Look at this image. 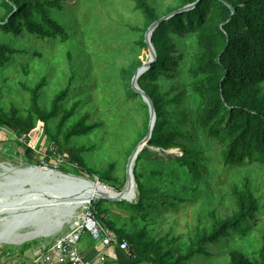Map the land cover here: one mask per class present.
<instances>
[{"label": "rangeland", "instance_id": "374dc122", "mask_svg": "<svg viewBox=\"0 0 264 264\" xmlns=\"http://www.w3.org/2000/svg\"><path fill=\"white\" fill-rule=\"evenodd\" d=\"M148 2L161 17L190 5L181 7L183 0ZM2 3L3 0H0V25H5L7 17ZM60 3L63 9L53 10L52 14L70 31L67 42L42 40L30 35L24 32L22 22L17 23L19 28L14 32L1 31L0 42L14 48L17 54L9 56L6 65L0 68V108L8 114L16 108L18 117L30 119L31 132L25 142L24 135L20 136L7 126H0V164L20 162L23 167L30 164L56 167L62 172L97 180L116 191H122L126 183L128 159L149 129V107L141 95L135 94L131 85L139 68L152 58L139 45L145 40L146 17L136 9L133 0H61ZM190 9L193 8L187 10ZM194 40L193 35L185 43L180 38L176 39L178 52L174 54V63L185 52V45H188L189 54L196 50ZM36 52L40 56L35 55ZM150 67L139 71L138 79ZM180 71V67H175L167 75L155 80L149 78L148 83L157 85L158 91L163 93L170 84L177 85L176 80L181 78ZM43 77L47 78V83L40 90L39 103L45 112L51 110L53 100L61 90H69L65 99L59 102L56 115L48 121L29 114L30 95L21 86L26 83L34 87ZM179 92L175 91L176 94ZM78 101H82V104L58 132L62 111L71 109ZM164 109L168 114L191 111L188 106L175 109L167 103ZM87 114H90L89 124L102 123L103 126L86 136L73 137L65 145L63 136L66 129ZM179 118L183 120L180 124L182 129L173 131L168 136L169 140L183 139L186 144H198L194 137L192 114ZM166 119L173 122L169 116ZM83 146L89 149L82 154L85 166L95 173H88L63 154L65 147L78 149ZM200 147L203 151L201 163L205 166L202 178H194L182 168L179 162L183 154L181 149L177 154L169 152L164 145L150 146L148 150L153 155L141 157L138 164L147 202L134 207L138 201L137 189L136 199L131 202L93 200L89 206L105 224L111 221L116 227H125L129 233L147 232L145 240L159 242L164 253L171 251L174 258L169 263H175L190 250L195 232L212 223V213L226 219L237 211L233 187L241 188L245 179H249L251 191L257 198L258 210L248 236L234 235L224 247H210V256L198 254L183 264H230V253L235 250L253 256L261 249L264 238V169L257 163L241 168L225 166L221 147L214 141L202 142ZM27 148L32 150V156L27 154ZM2 171L0 168V174ZM79 195L80 192H77L66 201H58L51 206L65 209L68 205L64 203H71ZM96 203L97 208L104 210L102 214H98ZM72 207V214L66 217L58 232L47 237H32L21 243H0V253L4 259L7 253L23 251L40 242H51L68 232L85 210V206L80 204ZM23 211L27 209L18 210ZM6 216L5 212L0 213V231L4 229L2 219ZM32 230L33 225L25 223L16 228L14 234Z\"/></svg>", "mask_w": 264, "mask_h": 264}, {"label": "trees", "instance_id": "16d2710c", "mask_svg": "<svg viewBox=\"0 0 264 264\" xmlns=\"http://www.w3.org/2000/svg\"><path fill=\"white\" fill-rule=\"evenodd\" d=\"M60 1L3 0L7 23L0 25V35L2 30H18L17 23L22 22L24 32L42 40L69 41L70 31L52 14L53 10L63 9ZM133 1L136 9L146 17V30L161 18L148 0ZM197 1L183 0L181 7ZM176 10L178 8L174 11ZM192 35L196 50L189 54L188 45H185V52L174 63V54L178 52L176 39L180 38L185 43L192 39ZM151 41L156 51V61L138 79L139 87L153 101L157 116L148 142L149 147L164 145L167 149H181L183 154L179 162L194 178H202V171L205 170L201 163L202 142L214 141L221 147V158L225 166L241 168L257 163L264 169V0H200L193 9L161 22L153 31ZM139 45L149 53L145 40ZM16 52L14 48L0 42V68ZM34 54L40 56L37 52ZM175 67L181 68V78L176 80V86L170 84L166 91L160 93L157 85L148 83L149 78L155 80L161 75H167ZM46 83L47 78L43 77L34 87L21 84L22 89L30 95L29 114L36 115L42 121H48L56 115L59 102L69 92L68 89L61 90L47 113L39 103L40 90ZM176 90L180 92L176 94ZM81 102H75L71 109L62 111L58 132L74 116ZM166 103L175 109L188 106L191 111L182 110L168 114L164 109ZM190 113L198 144H186L183 139L170 141L168 136L173 131L182 129L180 124L183 120L179 116ZM167 116L173 122L166 119ZM89 118L90 114H87L66 129L63 136L65 145L71 138L86 136L103 126L102 123L89 124ZM0 126H7L20 136L26 135L27 139L31 132L30 119L18 117L16 108L10 114L0 108ZM148 149L141 152L134 167V177L138 185V201L134 207L147 202V192L140 180L138 164L141 157L143 159L153 155ZM63 150V154L73 163H77L78 167L90 174L94 172L85 166L82 156L89 151L88 148L65 147ZM26 152L29 156L33 154L29 148ZM232 193L237 211L226 219L212 213V223L195 232L190 250L175 263H169L174 258L171 251L164 253L159 242L156 243L154 239L145 240L147 232L129 233L125 227H116L111 221L106 225L133 245L137 252V260L133 264H183L198 254L210 256V247H224L234 235L248 236L258 210L250 180L245 179L241 188L234 186ZM95 207L98 214H102L104 210L97 208V203ZM230 264H264V238L261 249L253 256L238 250L232 251Z\"/></svg>", "mask_w": 264, "mask_h": 264}, {"label": "water", "instance_id": "95a60500", "mask_svg": "<svg viewBox=\"0 0 264 264\" xmlns=\"http://www.w3.org/2000/svg\"><path fill=\"white\" fill-rule=\"evenodd\" d=\"M199 1L200 0L161 17L148 27L145 34V43L148 45L149 53L152 58L139 68L131 83L132 89L141 95L144 102L149 107L150 121L148 133L134 148L128 159L126 167V183L123 190L115 192L114 195H102L98 200H105L109 202H122L125 200L124 194L129 187L130 181L135 182L133 167L137 156L141 154L144 147L149 145L148 142L151 139L152 132L156 124L157 116L153 101L149 95L139 87L137 81L139 71L143 72L144 68L151 66L156 61L157 55L151 41L153 31L160 25L161 22L174 15L184 12L189 8H194ZM22 165L23 164L20 162L13 164L14 167L25 169V171L16 176L0 175V213L4 211L12 212L9 213L8 218L3 224L4 229L0 231V240L12 239L15 235L14 230L25 223H31L33 225V229H35V233L39 236L47 237L58 232L66 217L72 214V209L74 208L72 206L77 205L78 202H75L74 200H72L71 203L68 202V204L65 202L64 205H68L65 209L58 208L57 206H51V204L73 197L77 192H80L79 196H81L82 190H84L86 186H81L85 184L79 179L93 182L91 179L88 180L87 177L62 172L56 167L50 168L35 164L23 167ZM6 166L7 165L5 164H0V167L4 168ZM36 168L40 170L37 171L35 170ZM42 170L53 171L54 174H52V172L46 173ZM22 203L28 205L27 208H24L27 209V211L18 212L19 208H21L19 205ZM35 206H39V208H34ZM10 243L17 242L12 240Z\"/></svg>", "mask_w": 264, "mask_h": 264}, {"label": "built area", "instance_id": "2783aa9c", "mask_svg": "<svg viewBox=\"0 0 264 264\" xmlns=\"http://www.w3.org/2000/svg\"><path fill=\"white\" fill-rule=\"evenodd\" d=\"M23 139L25 142L27 141L26 135ZM91 207L88 205L85 208L77 224L68 232L40 246L34 264L51 261H56L59 264H105L107 260L106 249L114 245L127 252L132 261L137 260V252L130 241L119 237L100 221ZM86 235H90L94 240L96 249L102 248L96 258L89 259L81 251V241Z\"/></svg>", "mask_w": 264, "mask_h": 264}, {"label": "bare ground", "instance_id": "6f19581e", "mask_svg": "<svg viewBox=\"0 0 264 264\" xmlns=\"http://www.w3.org/2000/svg\"><path fill=\"white\" fill-rule=\"evenodd\" d=\"M148 146L144 147L145 148H148ZM143 149V150H144ZM169 152H173V153H177L179 150L176 149V148H171V149H168ZM170 154V153H169ZM178 154V153H177ZM140 155V154H139ZM138 155V156H139ZM137 156V158H138ZM137 160V159H136ZM136 163V161H135ZM12 164V163H11ZM10 163H5V165H7L6 167H0L1 169H3L2 173L0 175L2 176H9V175H12V174H15V175H12V176H16L20 173H22L23 171H25V169L23 168H17V167H14L13 164L11 165ZM135 167V165H134ZM133 167V168H134ZM35 170H40L38 168H36ZM43 172H46V173H50L52 172V174H54L53 171H46V170H42ZM4 173V174H3ZM74 174V173H73ZM134 174V173H133ZM74 175H77V174H74ZM81 181L84 182L85 185H81V186H86V188L84 190H82V195L81 196H76V199H72L74 200L75 202L78 201V204L80 205H84L85 208L86 206H88L91 202H93V200H98L100 198V196L102 195H114L115 192H117L116 190L108 187V186H105L104 184L100 183L99 181L97 180H92L93 182L91 181H85L83 179H79ZM89 180V179H88ZM136 182V180H135ZM135 182H132L130 181L129 183V187L128 189L125 191V194H124V198L125 200L123 201H126V202H130L131 200H134L136 199V196H137V184ZM81 191V190H80ZM70 198V197H69ZM1 199V197H0ZM65 199V198H64ZM71 200V201H72ZM63 201H66V200H63ZM19 206H21V208H27L28 205H25L24 203L20 204ZM61 207V206H60ZM5 214L7 215L4 220L2 219L3 221V224L5 222V220L8 218L9 216V213H12L11 211H4ZM3 213V212H2ZM2 217V216H1ZM1 220V219H0ZM3 228V227H2ZM2 230V229H1ZM52 235V234H51ZM39 235H37L35 233V229H33L32 231H29V232H26V233H20V234H16L14 235V237H12V239H2L0 240V243H10L12 240L16 241L17 243L21 241H24V240H28V239H31L32 237H38ZM11 244V243H10Z\"/></svg>", "mask_w": 264, "mask_h": 264}, {"label": "crops", "instance_id": "0c3cea01", "mask_svg": "<svg viewBox=\"0 0 264 264\" xmlns=\"http://www.w3.org/2000/svg\"><path fill=\"white\" fill-rule=\"evenodd\" d=\"M44 243H39L37 245H31L23 251L13 252L11 254L7 253V258L4 259L2 252L0 253V264H34V260L37 257V252ZM94 240L90 235H86L82 238L81 242V251L89 259L96 258L100 252V249L94 247ZM107 260L105 264H132L133 261L130 258L129 254L125 251L119 249L118 246L114 245L108 249ZM37 264H59L56 261H51L48 263H37Z\"/></svg>", "mask_w": 264, "mask_h": 264}]
</instances>
